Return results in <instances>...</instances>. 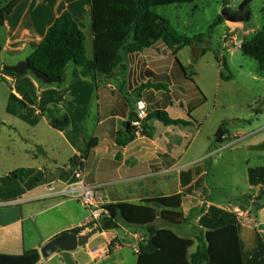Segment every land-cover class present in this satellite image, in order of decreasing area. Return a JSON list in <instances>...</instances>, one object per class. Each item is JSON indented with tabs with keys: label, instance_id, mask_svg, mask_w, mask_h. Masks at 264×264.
<instances>
[{
	"label": "crops",
	"instance_id": "crops-1",
	"mask_svg": "<svg viewBox=\"0 0 264 264\" xmlns=\"http://www.w3.org/2000/svg\"><path fill=\"white\" fill-rule=\"evenodd\" d=\"M64 10H70L78 22L85 24V29L92 26L91 0H19L6 15L5 24L0 25V254H29L61 233L93 223L83 231L86 234L98 226L92 221L90 209L64 194L74 180L76 165L82 158L81 148L93 141L94 146L84 158L86 181L103 185L106 205L141 204L152 197L181 193L185 216H191L194 209L204 208V212L177 224L180 230L161 218L162 207L157 208L159 215L152 224L131 223L119 213L117 228L93 235L103 243L90 244L92 236L87 245L72 251L77 264H137L151 225L156 229L169 227L182 237L195 238V232L228 224H237L243 264H264V230L260 223L250 217L249 211L242 210L240 196L236 200L218 197L226 191L216 193L211 179L214 153L234 144L229 142L213 150L216 134L200 138L208 118L192 113L200 110L207 98L200 87L201 92L198 87L194 89V78L185 76L164 43L167 54L157 61L160 65L147 63L138 75L145 83H157L153 74H167L169 79L161 80L165 85L161 89H141L137 77L131 81L130 75H119L120 70L112 76L98 75L94 80L83 76L81 67L74 63L66 69L61 83L41 82L31 71L19 77L3 72L5 65L27 60ZM92 46L91 58L94 32ZM150 48L139 53L144 55ZM199 57L198 53L189 65H198ZM179 61L187 69L185 62ZM11 93L19 97L29 93L34 104L12 115L7 112ZM132 94H136L135 98ZM137 101L145 103L147 113L164 109L172 118L189 123L167 125L152 118L147 121L149 134L142 129L134 140L120 145L117 133L124 131L127 122L135 117ZM54 104L70 116V126L64 130L52 127L43 115V108ZM224 135L220 141L226 139ZM235 135L239 141L244 139L237 131ZM248 146L252 145H244ZM248 167L255 172L264 168V162ZM258 188L251 183L248 187L253 191ZM255 198L256 195L244 200L264 208V195L259 197V203ZM197 241L189 248V257L196 251ZM95 246L101 248V255L93 253ZM35 264L67 263L62 251H57Z\"/></svg>",
	"mask_w": 264,
	"mask_h": 264
},
{
	"label": "trees",
	"instance_id": "trees-1",
	"mask_svg": "<svg viewBox=\"0 0 264 264\" xmlns=\"http://www.w3.org/2000/svg\"><path fill=\"white\" fill-rule=\"evenodd\" d=\"M0 0V25L5 24V17L12 12L19 0H12L2 5ZM92 1V27L94 32V57L87 54V36L85 24L78 22L70 10H64L48 28L47 33L39 46L27 58L37 69L49 76L65 77L66 69L71 63L81 67L85 77L96 80L98 75L112 76L118 70L128 68L129 55L139 53L152 47L158 41H163L166 47L175 56L185 76L193 80L186 67L179 61L177 53L185 46L196 45L201 42L202 34L187 36L179 34L172 26L171 21L157 12L155 7L175 3H190L196 0H91ZM229 0H223L224 16L218 15L211 24V31L225 19L230 20ZM239 49L244 55L257 61L258 71L264 73V28L250 38L245 39ZM207 49H203L205 53ZM220 60V58L217 56ZM224 67H227L224 61ZM3 72L12 76H22L29 71L18 74L12 71ZM157 83H145L141 89L156 87L161 89L163 82L168 80L167 74H153ZM223 79H230L221 73ZM43 82L41 79H39ZM194 81V80H193ZM199 89V87H198ZM201 92V90L199 89ZM29 104H34L33 97L26 93L22 97L11 93L7 103V112L17 115ZM43 115L50 125L58 130L70 126L71 120L67 112L59 105L54 104L43 108ZM134 118V117H132ZM157 118L163 123L183 124L189 122L184 119H174L164 109L150 110L143 122V132L149 134L148 120ZM223 128V135L225 134ZM118 144L126 145L136 136V128L131 125L119 131ZM217 140H222L219 138ZM94 146L91 141L81 148L82 158L87 155L88 149ZM182 194L162 195L146 199L141 204L118 203L108 204L106 209L110 216L101 226H96L97 231L117 228L116 220L121 213L124 220L136 224H152L158 217V207H162L161 218L171 224L188 222L193 216L204 212L202 209L192 210L187 217L181 210ZM89 225L77 227L70 232L82 234ZM195 238L182 237L169 227L156 229L150 226L149 236L140 247L137 264H243L237 224H228L223 227L195 232ZM195 239L199 241L196 251L189 257L188 251L194 245ZM110 249H113L111 244ZM32 250L27 253L36 252Z\"/></svg>",
	"mask_w": 264,
	"mask_h": 264
},
{
	"label": "rangeland",
	"instance_id": "rangeland-1",
	"mask_svg": "<svg viewBox=\"0 0 264 264\" xmlns=\"http://www.w3.org/2000/svg\"><path fill=\"white\" fill-rule=\"evenodd\" d=\"M244 1L229 0V5L236 11ZM155 10L167 17L179 34L187 36L202 34L201 42L185 46L178 53L179 59L187 66L188 74L194 78V89L200 87L207 98L204 106L192 113V116L208 118L203 125L200 138L205 135L213 136L220 128H224L226 139L219 141L215 138L217 142L213 147L215 150L217 147L221 148L229 142L236 141L235 136L238 135H235L236 131L244 136L243 140L214 153L212 160L215 164L211 169V179L215 183L216 193L226 191L218 197L226 199L228 196L236 200L240 196L239 205L242 210L249 211L250 217L258 220L260 229L264 230V208L244 200L256 195L254 200L259 203L261 202L259 197L264 195V168L253 172L248 167V164L256 165L264 162V73L258 71L255 59L244 55L239 49V45L245 39L252 38L256 32L264 28V0L250 1L249 21H232L224 18L223 22L212 31L210 26L218 15L224 16L223 0L175 3L157 6ZM85 32L87 51L91 58L93 54L92 26H87ZM203 49L207 50L201 54ZM198 53L200 55L198 65L195 64V67L189 65L188 62L195 60ZM166 54L167 48L163 41L157 42L144 55L138 53L127 58L129 67L126 70H120L118 74L130 75L131 81L132 77H137L135 80L139 79L138 75L142 71V66H146L147 63L151 66L156 63L158 66L160 64L157 61ZM224 61L227 67H224ZM221 73L230 76V79H223ZM136 81L141 86L145 83V80ZM178 90L183 92L181 89ZM135 95L132 94V97L135 98ZM138 102L134 105L136 111ZM255 142L263 144L255 145ZM245 144L252 146L244 147ZM250 183L259 185L258 190H249ZM173 226L180 230L177 225ZM96 237L99 236H93L90 244L103 243L95 240Z\"/></svg>",
	"mask_w": 264,
	"mask_h": 264
},
{
	"label": "water",
	"instance_id": "water-1",
	"mask_svg": "<svg viewBox=\"0 0 264 264\" xmlns=\"http://www.w3.org/2000/svg\"><path fill=\"white\" fill-rule=\"evenodd\" d=\"M250 1L251 0H245L236 11L229 10L230 20L241 22L249 21L251 18ZM3 69L18 74L31 71L44 83H61L64 79L61 76H49L45 72L37 69L28 60H21L16 64H7ZM133 115L137 116V112L134 111ZM130 123V121L127 122V128L130 126ZM222 132L223 128H220L215 135L216 138H221L223 135ZM97 232L98 231L94 229L86 234H77L75 232L61 233L47 241L36 252L18 256L0 254V264H35L41 257L47 258L57 251H62L63 258L67 264H77L72 256V251L76 250L78 247L87 245L89 239Z\"/></svg>",
	"mask_w": 264,
	"mask_h": 264
},
{
	"label": "built area",
	"instance_id": "built-area-1",
	"mask_svg": "<svg viewBox=\"0 0 264 264\" xmlns=\"http://www.w3.org/2000/svg\"><path fill=\"white\" fill-rule=\"evenodd\" d=\"M241 44L239 45V47ZM146 105L143 101H139L137 104V116L132 118L131 125L136 128V132H140L143 129V122L147 116ZM224 137H226L224 135ZM230 142L234 144L239 141ZM103 185L100 184H89L86 181V168L84 159H80L76 165L74 172V180L70 183L68 190L64 191V194H68L80 200V202L85 205L91 211L92 221L97 225H102L110 216L109 211L106 209V204L104 203L103 195ZM93 253L101 255L103 252L99 246L92 248Z\"/></svg>",
	"mask_w": 264,
	"mask_h": 264
}]
</instances>
